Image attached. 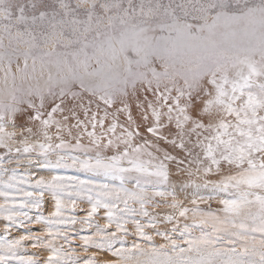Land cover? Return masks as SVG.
<instances>
[{
	"label": "snow or ice",
	"instance_id": "obj_1",
	"mask_svg": "<svg viewBox=\"0 0 264 264\" xmlns=\"http://www.w3.org/2000/svg\"><path fill=\"white\" fill-rule=\"evenodd\" d=\"M0 264H264V0H0Z\"/></svg>",
	"mask_w": 264,
	"mask_h": 264
},
{
	"label": "rangeland",
	"instance_id": "obj_2",
	"mask_svg": "<svg viewBox=\"0 0 264 264\" xmlns=\"http://www.w3.org/2000/svg\"><path fill=\"white\" fill-rule=\"evenodd\" d=\"M22 122H23V118H22Z\"/></svg>",
	"mask_w": 264,
	"mask_h": 264
}]
</instances>
